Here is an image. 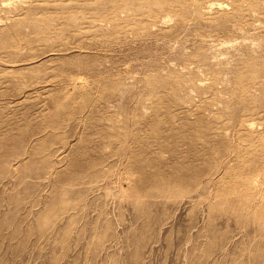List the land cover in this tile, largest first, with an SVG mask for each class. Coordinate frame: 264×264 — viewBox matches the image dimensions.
Segmentation results:
<instances>
[{"label":"rangeland","instance_id":"1","mask_svg":"<svg viewBox=\"0 0 264 264\" xmlns=\"http://www.w3.org/2000/svg\"><path fill=\"white\" fill-rule=\"evenodd\" d=\"M0 264H264V0H0Z\"/></svg>","mask_w":264,"mask_h":264}]
</instances>
